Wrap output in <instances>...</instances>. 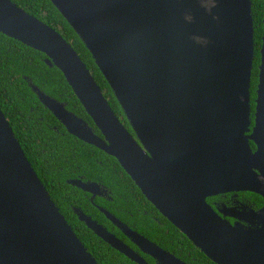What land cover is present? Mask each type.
<instances>
[{
	"label": "water",
	"instance_id": "1",
	"mask_svg": "<svg viewBox=\"0 0 264 264\" xmlns=\"http://www.w3.org/2000/svg\"><path fill=\"white\" fill-rule=\"evenodd\" d=\"M50 2L91 54L133 134L72 46L15 3L0 0V33L45 55L100 136L31 85L41 104L70 135L115 158L143 196L214 264H264V207L241 203L215 211L207 203L244 192L264 199V15L252 115L250 0ZM69 184L91 200L101 192L95 183ZM99 210L138 252L74 212L132 262L148 264L141 253L156 264H185ZM0 264H98L52 201L1 108Z\"/></svg>",
	"mask_w": 264,
	"mask_h": 264
},
{
	"label": "trees",
	"instance_id": "2",
	"mask_svg": "<svg viewBox=\"0 0 264 264\" xmlns=\"http://www.w3.org/2000/svg\"><path fill=\"white\" fill-rule=\"evenodd\" d=\"M10 1L57 31L72 46L92 74L114 114L133 134L91 54L50 0ZM250 1L254 27V60L250 87L253 115L263 34L264 0ZM45 58L44 54L0 33V108L52 201L97 263L136 264L111 248L80 222L75 209H79L133 249L137 248L99 208L186 263L214 264L143 196L115 158L70 135L41 104L31 85L63 104L100 136L62 73L55 67H48L44 63ZM251 147L255 149L252 143ZM72 180L95 183L107 192L109 198L97 197L92 202L91 195L69 184ZM236 195L240 203L254 210L264 207V199L257 194L244 192ZM231 196H218L207 202L212 206L219 202L231 203ZM143 257L152 264L148 256Z\"/></svg>",
	"mask_w": 264,
	"mask_h": 264
},
{
	"label": "flooded vegetation",
	"instance_id": "3",
	"mask_svg": "<svg viewBox=\"0 0 264 264\" xmlns=\"http://www.w3.org/2000/svg\"><path fill=\"white\" fill-rule=\"evenodd\" d=\"M102 190H104V189H102L101 188V192H100V195H96L95 196V198H97V197H105V198H109L108 196H107V192H104V191H102ZM88 194V193H87ZM90 195V194H89ZM227 195H230V194H225V195H220V196H227ZM232 196H231V198H230V200H231V203H228V202H219V203H214L213 204V206L211 205V204H209L208 202V204L209 205H211L212 206V208L215 210V211H217V210H220V209H224V207L223 206H227V207H231V206H233V207H237V208H239L238 206L239 205H241V203L236 199V194H231ZM216 197H218V196H216ZM94 198V199H95ZM211 198H214V197H211ZM94 199H92L91 201L93 202L94 201ZM208 199H210V198H208ZM207 199V200H208ZM94 206L95 207H97V205H95L94 204ZM75 211V210H74ZM165 218V217H164ZM229 221L231 222V223H234V219H232V218H229ZM130 242V241H129ZM128 245V244H127ZM129 246V245H128ZM130 247V246H129ZM136 247V246H135ZM131 248V247H130ZM131 249H133V248H131ZM135 252H138V250L137 249H133ZM171 254V253H170ZM140 255H141V257L145 260V258L143 257V256H145V255H143V254H141L140 253ZM173 256H175L174 254H172ZM147 256V255H146ZM149 257V256H148ZM176 257V256H175ZM151 260H152V264H156V262L151 258V257H149ZM177 259H179L180 261H182V262H184L182 259H180L179 257H176ZM148 264H151V263H149L147 260H145ZM185 264H189V263H186V262H184Z\"/></svg>",
	"mask_w": 264,
	"mask_h": 264
}]
</instances>
